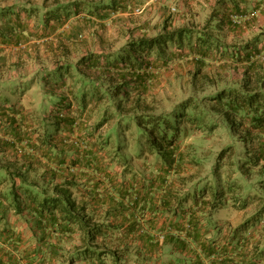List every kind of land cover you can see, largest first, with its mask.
<instances>
[{
  "label": "crops",
  "instance_id": "obj_1",
  "mask_svg": "<svg viewBox=\"0 0 264 264\" xmlns=\"http://www.w3.org/2000/svg\"><path fill=\"white\" fill-rule=\"evenodd\" d=\"M135 1L139 3L144 1L141 11L127 10L119 13L102 11L101 16L86 12L73 14L62 26L59 25V19H67L66 6L77 0H0V41H2L0 42V70H2L0 100L10 99V105L16 110L17 115L26 114L31 119L36 115L54 117L58 110L62 109L67 115L72 114L76 121L80 104L77 96L81 95L82 84L78 73L71 75L66 71L68 65H73V69L75 67L81 69V72L90 75L92 80L100 81L114 75L120 77V74H124L128 69L117 70L109 65L114 62L120 49L128 45L130 37L128 33L133 31L137 37H156L163 31L165 18L169 17V13L163 14L161 9L169 4L174 11V16L169 22V30L184 31V38L189 37L188 40H191L193 45L198 44L197 40L202 35L205 37L214 35L216 41L213 46L210 42L206 43L212 47L209 51L219 50V54L224 52V56L220 54L213 61L209 56L196 54L201 51L200 46L185 48L194 49V54L174 64L176 80L180 73L175 72L185 69L188 61L202 60L214 64L213 71L218 70L215 73L220 75L222 90L242 89L245 71L250 64L237 62V59L247 55L252 57L256 55L255 51L264 54V0ZM97 3L98 0H95L94 5ZM253 10L256 11V16L251 23L249 21L248 25L247 23L243 25L244 27L233 25L230 19L232 13L246 14ZM83 18H85L83 26L86 28L83 32L84 40L74 43L68 35L74 34L72 33L74 26L81 25L78 24V20ZM62 45L67 47V51L62 49ZM26 51L32 52V56L39 54L41 58L31 60L30 55L22 56ZM88 55H100V58L86 59L80 63V60L87 58ZM251 59V63L254 60L264 61L257 56ZM23 61H27L25 64L29 67V71L19 65ZM89 61L97 64L88 66ZM190 66L191 64L188 67ZM58 67L63 69L56 72ZM250 68L254 80L257 76L254 74L257 72L264 74V63L255 61ZM3 69H7L8 74L3 75ZM150 70L158 71L154 68ZM13 82L25 86L23 94L17 92V97L12 96L14 100L8 96L3 98L4 85ZM46 96L52 101V105L43 112L41 104ZM158 96L160 97V94ZM90 107L94 106L90 105ZM88 111L93 114V111ZM64 131L62 128L58 135L63 136ZM70 131L75 140L83 139L84 134L88 133L84 130L79 131L78 127ZM254 131L252 139L246 141V146L257 150L264 149V131L259 129ZM52 132L54 133L53 130ZM101 132L102 130L97 132L90 141L98 143ZM10 139L14 140L13 137ZM21 147L27 151V148ZM18 156L21 155L18 153ZM187 160L183 166H179L177 158L171 167L170 162L147 152L126 160L117 157L108 158L105 160L107 172L103 175L98 174L94 178L90 166L82 167L79 171L85 172L84 177L81 178L88 185L87 189L91 190L90 193L94 197L98 196L96 194H99V197H95V201L92 196H88L87 189H84L79 193L78 198L88 202L89 211H95L99 206L104 209L103 211H108L115 204L111 197L117 201L121 199L125 206L122 220L124 230H128L131 226L136 227L130 235L132 240L125 234L129 243L158 242L162 245L165 236L177 235V226L188 228L190 221L196 220L201 227L210 229L208 234L200 238L201 242L214 243L213 246L217 248L212 255L203 254L198 249L199 245L185 238L182 233V238H185L194 249L193 254L185 256L178 252L169 253L170 249L160 246L159 250L148 254L147 257L141 253H125L122 264H183L185 257L187 264H243L245 259H250L253 264H264V221H262L264 219L257 217L251 221L250 226L254 224L251 227L256 230L249 238L253 244V251L249 253V257H246L248 255L245 254L243 245L239 243L243 235L240 230L235 232V229L240 228L243 222L248 220L246 211L244 212L239 203L232 205L223 203L221 193L216 197L217 200L209 194L194 197L188 193L185 184L194 173L189 172L190 159ZM263 165L264 156L261 155L259 170ZM99 181L101 184L97 186ZM11 209L7 218L0 220V264H100L91 254L74 248V245L82 243L80 235L51 237L40 228L36 230L33 220L20 218L14 214L13 208ZM49 231L46 230L47 233ZM73 243L74 245L71 246ZM106 262V264H116L109 257Z\"/></svg>",
  "mask_w": 264,
  "mask_h": 264
},
{
  "label": "trees",
  "instance_id": "obj_2",
  "mask_svg": "<svg viewBox=\"0 0 264 264\" xmlns=\"http://www.w3.org/2000/svg\"><path fill=\"white\" fill-rule=\"evenodd\" d=\"M94 2L95 0H77V2L67 5V19L62 20L60 18L59 25L66 24L73 14L78 15L86 12L87 14L101 16L102 11L104 13H119L127 10L135 12L137 10L141 11L144 4V1L139 3L135 0H98L96 5H94ZM162 10L163 14L168 12L169 17L165 18L163 31L156 37H137L133 31L128 33L130 36L128 45L120 49L114 62L109 65L117 70L128 69L124 74H120V77L114 75L100 81L97 79L92 80L90 75H85L81 72V69L76 67L73 69V65H68L66 71L71 75L78 73L82 84L81 95L80 97L77 96L80 104L76 121L72 114L67 115L62 109L58 110L54 117L52 115L50 117L36 115L34 119H31L26 114L17 115L16 110H13L10 105V99L0 100V220L6 219L12 211L11 208H13L15 215L33 220L36 230L40 228L51 237L55 235L74 237L78 234L82 243L80 245H74L73 243L71 246L74 245L76 250L82 249L84 253L91 254L92 258H96L100 264H106L108 257L111 258L112 262L122 264V257L125 253L130 252L141 253L147 257L148 254L159 250L160 246L170 249L169 253L178 252L189 256L194 253V249L191 248L190 243L185 238L195 241L199 245L198 249L203 254L212 255L217 251L216 246H213L214 243L201 242L200 238L208 234L210 229L201 227L196 220H191L188 228L177 226V235L165 236L162 245L158 242L129 243L128 238L132 240L130 235L133 234L136 227L131 226L128 230H124L122 220L125 206L121 199L117 201V199L111 197L115 204L108 211H103L104 209L100 206L96 207L95 211H89L88 202L78 198L79 193L87 189L88 186L81 178L84 177L85 172L80 173L79 170L82 167L90 166L92 172H94L92 178L98 174L103 175L107 172L105 160L117 157L116 148L111 145V142H113L114 124L112 120L114 115L110 114L108 107L105 109L99 108L100 103L106 99L108 100L107 103L111 102L107 93L111 95L119 94L129 101V110L138 111L136 117L139 123L151 131L154 135L152 137L154 144L159 147L162 143L158 140L157 132L160 127L169 126L168 120L170 118H168V115L171 113H154L157 111V107L161 109L162 105H160L156 96L151 95L153 84L159 83L164 75L163 71L171 70L178 60L188 58L191 54H194V49L186 50L185 48L191 49L200 46L201 51L195 53L203 57H210L213 52L219 53V50L209 51L212 48L211 45L216 41L214 35L208 37L202 35L197 40L199 41L198 44L193 45L192 41L188 40L189 37L184 38V31L169 30V22L174 16V11L171 9V4L166 5ZM237 14L244 13H232L230 16L231 21L232 15ZM244 15L254 16L242 24H235L232 21L233 25L237 27L245 26L246 23L248 25V22L251 23L255 18L256 11L253 10ZM85 18L78 20V24L81 25L74 26L72 30L74 34L68 35L74 43L84 40L83 32L86 28L83 26V22ZM209 42L210 46L206 44ZM62 49L67 51V47L64 45H62ZM255 53L258 55L259 52L255 51ZM24 54L30 55L31 60L41 58L39 54L32 56V52L28 51L24 52L22 56ZM220 54L224 56V52ZM256 55H252V57L254 58ZM103 56L106 57V55ZM109 56H112V54H109ZM247 56L237 59V62L250 64L245 71L242 89L222 90V80H220V75L215 72V74L205 73L202 79H193L192 82L195 89L206 94L204 96L205 100L210 105L213 103V108L209 110V113L215 114L219 110L221 117L219 116L217 119L215 117L214 122L217 123L216 125L221 123L220 118L228 119L225 124H237L238 118H242V128L250 129L248 137L252 139L255 134L254 130L264 131V74L261 75L257 72L254 74L257 75L254 80L250 67L255 61H259L261 64L264 61L254 60L251 63L252 57ZM151 57L154 58L151 59ZM93 58H100V55H88L87 58L81 59L80 63ZM192 61L195 62L194 59ZM26 62H20L19 65L29 71ZM56 63L60 65L59 62ZM94 63L97 64L89 61L87 65L90 66ZM204 63L200 60L193 64L197 70H200ZM150 68L158 69V71L153 72ZM62 69V67H58L56 72ZM195 76H197L196 72ZM200 82L201 85H199ZM212 87L214 91L213 89L209 90ZM201 88L203 89L201 90ZM191 100L194 99L188 101ZM90 105L94 107L91 108ZM88 110L93 111V114ZM92 120L93 122H91ZM74 127H78L79 131L84 130L88 133L84 134L83 139L75 140L70 131ZM106 127L108 129L106 132L109 133H101L98 143H92L90 138H94L97 132ZM62 128L65 130V134L59 136L58 133ZM10 137H13L14 140H11ZM188 137L189 135L186 138ZM161 139L164 141L161 149L148 148L144 152L162 157L170 162L168 164L171 167L173 166L172 163L175 164L177 158L179 159V166H183L188 161L187 159H191V154L183 149L182 142L179 140L174 142V137L168 139L167 135H164ZM21 146L27 148V151ZM97 147H100V149H97ZM18 153L21 156H18ZM250 153L255 158L256 166H260V156H264V149H254V152ZM260 171L264 172V165ZM100 184L101 181L97 183V186ZM86 192L94 200L95 197H99V194L94 197L90 193V189H87ZM85 194L83 193V195ZM257 216L254 215L253 218ZM251 221V219H248L243 222L240 228L235 229V232L240 230L243 235L239 243L243 245L245 254L248 255L246 257H249V253L253 251V244L249 241V238L253 236L256 230L252 228L254 224L251 225L252 227L250 226ZM46 230H50L49 233ZM182 233L185 238H182ZM125 234L129 237L125 238ZM171 242H174V244ZM186 260L185 257L183 264H187ZM245 260L243 264H253L250 259Z\"/></svg>",
  "mask_w": 264,
  "mask_h": 264
},
{
  "label": "rangeland",
  "instance_id": "obj_3",
  "mask_svg": "<svg viewBox=\"0 0 264 264\" xmlns=\"http://www.w3.org/2000/svg\"><path fill=\"white\" fill-rule=\"evenodd\" d=\"M218 55L220 54L213 52L210 56L211 60L215 61ZM189 64H191L190 68ZM213 65V63L205 62L200 70H197L193 62L188 61L185 69L175 72L180 73L177 80L174 78L173 67L171 70L163 71L161 81L156 85L153 84L151 95L156 96L162 105L161 109L157 107L154 113H171L168 115L169 126H162L157 132L158 140L162 143L159 147L155 146L151 131L139 123L136 117L138 111L129 110V101L119 94L107 93L112 104L111 102L108 104L106 99L100 103L99 108L108 107L110 114L114 115L111 145L116 148L117 158L126 160V158L145 153L144 151L148 148L161 149L164 145L161 137L164 135H167L168 139L174 137V142L176 140L182 142L183 149L191 154L190 168H188L194 176L185 184L188 193L194 197L209 194L215 196V200L221 193L223 203L241 204L248 219L253 220L257 217L264 219V172L256 166L255 158L250 153L254 152V148L247 147L245 144L246 140L251 139L248 137L250 129L242 128V118H238L237 124H225L228 119L220 118L221 123L216 125L214 120L215 117L219 118V110L217 114L209 113L213 103L210 105L204 98L206 94L193 86V79H202L205 73L214 74L218 71L217 69L213 71ZM6 74L8 70L3 69V75ZM0 77H2V70H0ZM3 89L5 92L3 98L8 96L14 100L13 97H17V92L20 95L23 94L25 86L13 82L4 85ZM212 89L214 91L213 87L209 90ZM192 98L194 100L188 101ZM42 101V110L45 112L51 107L52 101L47 96ZM107 130V127L103 128L101 133ZM188 135L189 137L186 138ZM197 172L198 174L195 175ZM254 215L258 216L253 218Z\"/></svg>",
  "mask_w": 264,
  "mask_h": 264
},
{
  "label": "built area",
  "instance_id": "obj_4",
  "mask_svg": "<svg viewBox=\"0 0 264 264\" xmlns=\"http://www.w3.org/2000/svg\"><path fill=\"white\" fill-rule=\"evenodd\" d=\"M254 15H244V14H237V15H232V21L235 24H242L250 19L253 18ZM257 57L264 59V54L263 53H259L258 55H256ZM254 56V57H256Z\"/></svg>",
  "mask_w": 264,
  "mask_h": 264
}]
</instances>
